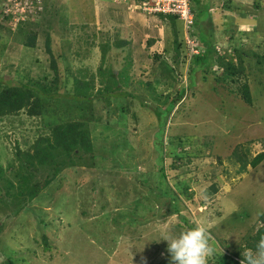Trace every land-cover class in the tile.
<instances>
[{"label":"rangeland","instance_id":"374dc122","mask_svg":"<svg viewBox=\"0 0 264 264\" xmlns=\"http://www.w3.org/2000/svg\"><path fill=\"white\" fill-rule=\"evenodd\" d=\"M140 1L0 0L3 81L55 79L58 92H65L67 69L77 75L86 68L96 77L103 67L127 75L122 89L145 102L141 106L136 97L130 98L136 119L129 120L136 130L132 125L125 129L118 112H107L103 100L96 103L98 122L89 125L95 157L86 165L65 168L26 207L17 201L0 205V264H10L6 255L11 264H169L167 241L160 237L186 228H176L183 221L172 211L170 197L153 191L154 182L147 188L136 181L153 180L150 175L156 170L150 166L158 122L152 109L163 108L181 88L185 94L170 112L162 136L163 142L190 138L182 147L163 144L168 186L178 198L179 214L193 227L204 226L209 246L229 254L260 226L264 160L242 168L236 157L245 152L249 160L264 151V72L249 58L252 51L263 52L257 46L264 42V0L257 1L259 8L255 0H210L213 16L199 25L211 31L217 55L225 60L236 63V48L246 54L244 75L218 82L221 70L214 64V72H196L193 85L188 64L202 46L188 36L191 28L179 22L172 26L166 18L138 10ZM226 1L231 8L222 10ZM7 15L10 18L4 19ZM20 23L23 32L18 31ZM27 30L37 34L32 47L24 44ZM175 39L181 43L177 50ZM154 54L159 55L157 63L165 62L170 70L155 66ZM244 80L251 104L237 89ZM42 122L24 113L0 119V166L14 164V140L23 148L22 135L32 136ZM122 139L125 148L115 147ZM134 162H139V172L146 169L144 174L135 172ZM13 179L15 186L6 193L11 200L13 194L21 198L25 192ZM43 240L49 249H43ZM208 264H217L213 250Z\"/></svg>","mask_w":264,"mask_h":264},{"label":"trees","instance_id":"16d2710c","mask_svg":"<svg viewBox=\"0 0 264 264\" xmlns=\"http://www.w3.org/2000/svg\"><path fill=\"white\" fill-rule=\"evenodd\" d=\"M144 1V0H142ZM258 0H255L256 8H259ZM151 4V2H149ZM224 3V2H223ZM222 3V4H223ZM223 9H230V4L226 1V4L222 6ZM189 8L193 14L192 23L189 25L191 30L188 32V36L192 39H196L199 45L197 47L200 51L197 54L192 53L189 60V78L190 85L194 84V77L196 72L208 73L212 70V66L215 64L221 70V74L215 77L218 82L236 81L244 75V57L246 54L239 48L235 49V60L233 63L231 60H225L221 54L217 55L214 42L211 38V31L205 30L200 27L199 22L205 19H209L213 16V4L210 0H189ZM142 12H146L142 7L138 8ZM221 10V11H222ZM150 13V12H149ZM159 18H166L171 22L172 26H175L177 22L183 23L178 16L170 14L157 13ZM4 19L10 18L9 15L4 16ZM197 28V29H195ZM8 34L12 31L7 28ZM19 32H23L24 28L21 23L18 28ZM50 34L45 33L46 49L51 53L49 48ZM26 38L24 44L26 46H34L37 34L32 30H27L22 35ZM176 38V35L174 34ZM152 41L149 40L150 45ZM125 43V41L116 43V46ZM176 50L180 47L181 43L174 40ZM263 52L255 51L251 52L250 59L253 58L256 65H259L260 71L264 72V42L262 46H257ZM104 52V51H103ZM215 55L217 57L215 58ZM104 58V54L102 57ZM159 55L154 54V62H158ZM51 68L56 74V66L51 61ZM155 66H160L163 70H170L165 62H159ZM172 71V70H171ZM213 72L215 70H212ZM97 81V83H96ZM56 80L53 79L50 82L43 80H18L8 79L3 81L0 78V119L20 115L24 113L27 117L38 116L43 119L41 127H37L32 131V136L22 135L24 147L21 148L18 142L15 141L14 146V164L9 162L6 168L0 166V189L4 190V193L0 195V205H10V203L17 201L20 205L26 207V203L33 199L46 189L55 180V177L62 172L65 168L72 167L73 165H86L87 160L95 157L92 153L93 145L90 140L89 125L98 122V115L96 114V103L103 102L109 109L107 112H118L117 118L120 120L123 127L132 125L131 117L135 118L133 112L132 102L130 98L138 100L141 106H145L139 96H135L133 93L122 89V87L128 84V76L122 72L113 71L109 68H98L97 76L88 72L86 68L78 70L77 75L72 74L70 69H67V74L64 80L67 90L65 92H58ZM237 87L240 91L242 99L247 103H252V96L248 83L244 80ZM95 83L97 86H95ZM125 85V86H126ZM122 86V87H121ZM237 91V90H236ZM185 94V88H181L176 94L170 98L161 108L155 106L152 109L153 114L157 118V128L153 132V158L150 166L156 167V170L152 171L150 178L153 180H137L136 182L142 184L143 187L152 186L149 182H154L153 191L158 190V194L168 196L172 200L171 209L174 211L182 221L183 224H177L176 228L186 229L187 231L193 226L188 223L187 219L180 215V207L176 194L171 191L168 186L165 156L164 142L167 143L169 148L182 147L186 142L190 141L189 137H175L170 138L167 142L162 140L164 133V126L170 112L174 109L175 104ZM103 100V101H102ZM113 103V108L108 106ZM106 112V113H107ZM131 112V113H130ZM136 119V118H135ZM134 127V128H133ZM132 128L136 130V126L132 125ZM128 130V129H127ZM205 142V141H204ZM211 141H207L204 146L210 145ZM115 147L125 148L126 141L119 140L114 143ZM239 146L235 147L237 152ZM89 156V157H88ZM175 157L179 156L175 154ZM245 152L241 157L237 156L238 161H242L241 167L245 168L248 163L251 167H256L264 160V151L256 154L254 157L247 159ZM135 172L144 174L146 169L139 172V162H134ZM145 166H149L147 163ZM180 164H171V168H177ZM138 174V175H139ZM18 180L20 188L25 192L23 197H19L16 194L12 195L13 200L6 196V193L11 190L15 185L12 180ZM29 182H32L31 186H27ZM26 187H25V186ZM1 190V191H2ZM22 191V190H21ZM23 192V191H22ZM21 195V192L19 193ZM27 197L28 199L24 198ZM260 226L252 236L246 237L241 245L232 253H224L219 250H215L216 246H210V250H213L215 260L217 264H238L239 262L244 264V255L247 250H251L255 247L258 240L264 237V210L259 215ZM1 229V226H0ZM209 240V239H208ZM43 249H49L46 240H43ZM8 263H12L10 255H6ZM23 260V258H22Z\"/></svg>","mask_w":264,"mask_h":264},{"label":"clouds","instance_id":"9594fccd","mask_svg":"<svg viewBox=\"0 0 264 264\" xmlns=\"http://www.w3.org/2000/svg\"><path fill=\"white\" fill-rule=\"evenodd\" d=\"M144 1L141 0V3H138V8L142 7ZM150 13L157 14L155 12ZM190 13L192 15L191 22L185 23L182 20L184 26L189 27L192 23L193 14L191 10ZM161 14L175 15L171 13ZM160 239L167 241V252L170 254L169 264H208L210 246L207 229L204 226L197 225L179 234H165ZM244 264H264V237L257 241L253 249L246 252Z\"/></svg>","mask_w":264,"mask_h":264},{"label":"built area","instance_id":"2783aa9c","mask_svg":"<svg viewBox=\"0 0 264 264\" xmlns=\"http://www.w3.org/2000/svg\"><path fill=\"white\" fill-rule=\"evenodd\" d=\"M142 8L148 12L175 14L185 23H190L192 19L189 0H145Z\"/></svg>","mask_w":264,"mask_h":264}]
</instances>
